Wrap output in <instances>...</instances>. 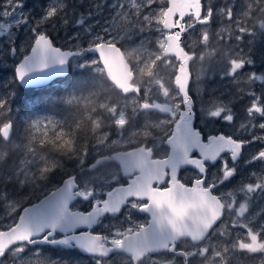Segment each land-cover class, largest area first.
I'll use <instances>...</instances> for the list:
<instances>
[{
	"label": "snow or ice",
	"instance_id": "1",
	"mask_svg": "<svg viewBox=\"0 0 264 264\" xmlns=\"http://www.w3.org/2000/svg\"><path fill=\"white\" fill-rule=\"evenodd\" d=\"M93 7L102 9L100 3ZM110 7V19L103 23H89L79 13L75 24L90 39L86 46L76 44L75 50L54 46L49 34L41 30L43 24L55 26L57 20L70 23L67 3L48 7L30 29L34 41L30 54L23 55L15 67L20 83L49 68L62 73L73 61L91 70V75L54 101L74 111L84 109L85 116L74 123L54 115L30 118L24 143L16 145L22 158L7 168L0 167V205L9 221L0 223V258L10 253L25 264L24 254L28 253L26 264H71L46 254L47 247H56L79 249L94 264H118L117 257L120 264H180L178 257L182 264L197 257L203 264H229L238 252L264 253V222H255L264 208L253 217L247 215L255 200L264 197V134L254 131L264 132V92L244 93L251 103L244 110L245 122L239 130L250 138L202 135L193 126L194 117L208 124H233L236 113L219 96H213L215 89L209 90L199 116L194 113L190 62L199 59L203 63L205 55L197 56L186 43L199 28V43L207 48L214 35L209 29L217 15L234 26L238 41L245 34L264 32V19L249 27L257 8L246 3L241 9L236 0H225L219 9L202 0H117ZM0 8V16L13 18L11 23H0L4 30L0 35L13 25L30 22L23 0H5ZM258 11L264 12V7ZM92 16L89 11L87 17ZM80 35L77 31L76 39ZM17 51L10 47L13 56ZM225 58L228 67L220 73L221 79H229L233 85L264 83V74L253 72L246 79L240 75L253 60L231 51ZM162 69L171 71L162 74ZM111 91L126 101L131 98L130 103L121 104L105 94ZM10 112V102L0 98V116ZM157 113L165 118L153 122ZM140 116L144 122L137 126ZM130 128L135 131L129 132ZM14 135L13 120L0 119V165L6 163L5 149ZM254 144L260 147L245 156ZM125 145L130 150H117ZM102 150L112 154L101 155ZM94 154L100 159L89 164ZM65 158L75 161L71 172L65 169ZM107 162L113 163L115 171L101 174L99 168ZM242 164L262 167L233 184L241 175ZM183 166L194 169V178L187 183L178 175ZM80 202H87L90 210H79ZM134 213L147 214L150 219L137 223ZM226 214L230 224L223 219ZM118 215L130 226L112 231L115 225H105V233L95 231L94 225ZM217 235L222 242L211 243ZM189 242L191 250L180 247ZM169 254L171 259L166 258Z\"/></svg>",
	"mask_w": 264,
	"mask_h": 264
},
{
	"label": "rangeland",
	"instance_id": "2",
	"mask_svg": "<svg viewBox=\"0 0 264 264\" xmlns=\"http://www.w3.org/2000/svg\"><path fill=\"white\" fill-rule=\"evenodd\" d=\"M79 2H81L82 4V9L80 12H83L85 14V17L88 19L89 23H93L95 24V22L97 20H99L101 23H103L105 20L110 19V16L113 12L112 8L110 7L112 4L116 3L117 0H78ZM222 2V0H206V2H208V4L212 5L214 7V9L216 8V5L218 2ZM225 1V0H223ZM246 3H248V0H245ZM5 3V0H0V4ZM95 3H100L102 5V9H97L95 7H93V5ZM60 4V0H23V11L25 13V15L30 17V22L28 24L25 25H21L20 27H16L15 25H13L12 28L8 29L6 32H4V35H0V68L6 69L8 67H14L22 58L23 55H27L29 49H30V45L33 42V33L30 31L31 28H33L34 26H36L37 24V20H39L42 15L46 12L47 8L53 5H59ZM3 9L0 8V12H2ZM92 12L93 16L92 17H87V13L88 12ZM79 12V13H80ZM259 12V11H258ZM79 13L73 15L72 17L68 18L70 23L68 25H64L61 21H55V26H53L52 23H45L41 26V30L45 31L46 33L49 34V31H53V30H59L61 31V39H58L60 44H58L55 40L53 41L54 44H56L57 46L61 47L63 50H69L70 48L75 50V45L79 44V45H83L86 46L88 39H90V37H88L86 34H84L82 32V30L80 29V27L78 25L75 24V20L79 18ZM70 16V15H68ZM13 18L11 17H2L0 16V23H11ZM264 19V18H263ZM254 22H252V26H254ZM256 27H258V25H256ZM70 29V30H68ZM212 33H214V35H212L211 40L213 41L215 40V36H216V31H213V28L210 27L209 29ZM0 31H4L2 29H0ZM77 31H81V35L79 37V39H76V33ZM201 31V29H197V32L192 33L190 37L186 38V43L188 46L194 48V46H198L201 45L199 43V32ZM257 34L259 33V31L256 32ZM251 40L249 43H246L244 46L245 48V54L243 57H249L251 56V60L254 61V63L252 64L253 69L251 71H248L246 73H241V77H243L244 79L247 78L248 75H250L251 73L255 72L258 75L259 74H264V52L261 51L260 49V44L262 45L261 47L264 46V41L260 42V38L259 37H254V39L252 37H250ZM136 42L138 43L139 40L137 39ZM248 45V47H247ZM15 46L18 51L16 53L15 56H13L10 53V47ZM253 52V55H251V53ZM201 53H203L205 55V60L203 61V63H201L200 61L197 63H192L191 64V68H190V72L192 74L191 76V81L189 84V87L191 89L190 94L193 93V95L197 98H199L198 101L195 102V108L196 111L198 113V116L200 114V109L202 106V102L206 101L207 98L203 95V92L201 93L199 90L203 89V87L205 85H208L210 82H204L203 79V74H204V70H202V65L207 67V72H209L211 70V65L208 62V59L211 58L212 56H209V53H214V51L208 52L205 50H203ZM91 55V54H90ZM255 56V58L253 57ZM79 62H83L82 60ZM73 66H77V62L73 61ZM256 65L257 67H259L260 71L258 72V70H256ZM80 68V67H78ZM196 68V72L194 71L192 73V69ZM227 70V68H226ZM162 74L166 71H171L170 69L168 70H161ZM225 71V70H224ZM214 72H211V74H213ZM210 75V72H209ZM197 76L200 77L199 80H197ZM210 78L207 75V79ZM167 79V77H166ZM215 82V81H213ZM224 82V85H222L221 83ZM1 85H3V83H0ZM233 87V84L230 82L229 79H221L219 80L216 84H212L211 86L214 88H209V89H216L219 90L222 88L221 90V94L220 97L223 95H227L229 94V101L230 102H226L224 101L225 104H228L231 108L234 107H238L240 106L242 109V112L240 113V115L238 117L235 118L233 124H227V123H222V122H218V123H214V124H208L206 123L204 120L199 119L197 121V124L201 127L202 131H204L205 136L209 135V134H220L222 133V131H227V134H232V132L235 131V129H239V125L241 123H244V116H245V108L247 106L250 105L251 103V99L248 96V99L244 102V104L242 105H235L232 104L234 102H232L231 100V94L227 89H224L223 87L228 86L227 88H230L229 86ZM0 85V86H1ZM245 85V84H244ZM247 86V85H246ZM208 87V86H207ZM250 88L249 92H256L257 94H260L262 92H264V83L261 82H255L253 83L251 86H247ZM130 99L129 100H125L120 99L118 102L121 104L124 103H130ZM233 110V108H232ZM130 111V109H129ZM165 117L163 115L161 116H153V122L158 121L159 119H164ZM144 122V117L140 116L137 118L136 123L142 124ZM257 123L259 122V118H257ZM129 132L135 131V128H130L128 130ZM255 133L257 135H261L264 134V132H262L259 129H255L254 130ZM244 136H248V138H250L249 134L244 133ZM113 139H116L117 137H112ZM11 147H14V144H12ZM123 147V146H122ZM120 147V148H122ZM260 147L259 144H254L252 145L249 149H248V155L249 153H252L254 151H256L258 148ZM161 155H163L161 153ZM19 156V157H18ZM14 161H18L19 159L22 158V153H20L18 155ZM13 161V162H14ZM13 162H8L9 166L10 164H12ZM113 165H105L102 166L101 168H99V171L101 174L109 172V171H115V168L112 167ZM261 166V165H260ZM95 174V173H93ZM256 206V212H258L261 208H264V202H258L257 204H255ZM8 219H7V215H6V209L4 208L2 210V212H0V223H8ZM243 234V233H241ZM25 255V264H26V260L28 255ZM8 256V255H7ZM9 257L10 260H3V264H22L21 261L16 260L12 257V255L9 253ZM75 264H83L85 263L84 261L81 260H77L75 259V261H73Z\"/></svg>",
	"mask_w": 264,
	"mask_h": 264
},
{
	"label": "flooded vegetation",
	"instance_id": "3",
	"mask_svg": "<svg viewBox=\"0 0 264 264\" xmlns=\"http://www.w3.org/2000/svg\"><path fill=\"white\" fill-rule=\"evenodd\" d=\"M203 4H208V2H206V0H202ZM225 1L222 0V2H218L216 5V8L219 9L220 7H222L224 5ZM236 3L238 5V7H240L241 9L243 8V6L246 4L245 0H236ZM248 3H252L254 8H257V12L254 16V19L252 21H249V27H253L251 24L253 21H258L260 19L264 18V12H258V8L259 7H264V0H259V5H257L256 0H248ZM216 19L213 20L212 24L210 27L213 28V31L215 30L217 34L215 36V42L217 44V48L216 51H214L213 54H215L216 56V62L218 63L216 68L219 70V72L216 75V78L213 80L215 82H213V84H216L219 80H221V76L220 73L224 70H226L227 63H226V58H225V54L228 52H232L233 54H239L241 57L244 56L245 54V44L249 43L252 37L254 39V37H259L261 40L260 42L264 41V32H259L258 34L256 33L255 36H251V35H247L245 34L242 38V40H236V35H239L238 32L234 31V26H230L229 22L226 19L221 18L219 15L215 16ZM215 21V22H214ZM262 45L260 44V50L264 52V46L261 47ZM199 46H194V49L196 50ZM248 47V45H247ZM188 50V49H187ZM205 50V47H201V52ZM211 52V51H208ZM251 55H253V52L251 53ZM255 58V56H253ZM245 58H249L251 59V56L249 57H245ZM195 61V60H194ZM194 61H192L190 63V66L192 63H194ZM191 68V67H190ZM253 69L252 65H246L245 68L243 70H241V73H246L248 71H251ZM190 70V69H189ZM256 70H258V72L260 71L259 67H257L256 65ZM191 81V80H190ZM222 85H224V82L221 83ZM212 84L203 87V95L208 99V93H209V89L214 88L211 86ZM228 86L223 87L224 89H227L230 94H231V100L233 102L232 104H244V102L248 99L247 95H244V93H247L250 91V88L247 87L246 85L239 83V84H235L233 85V87L230 84V88H227ZM221 90L222 88L219 90H216L213 92V96H219L221 94ZM190 96L193 99V111L194 113L197 114L198 113L196 111L195 108V102L199 100V98L195 97L193 95V93L190 94ZM220 99L226 101V102H230L229 101V94H227L226 96L223 95L220 97ZM233 111L235 110V107L233 106ZM236 113V117H238L240 115L241 111H234ZM162 114H154V116L158 117L161 116ZM195 119V127L198 128L199 130L202 131L201 127L197 124L198 118L194 117ZM223 134H227V131H222ZM219 134V133H218ZM221 134V133H220ZM202 135L205 136L204 131H202ZM231 135H234V138L236 135H243L244 133L242 130H239L238 128L235 129L234 132H232ZM115 137V136H113ZM118 151H127L130 150V147H128L127 145L123 146L122 148H118ZM112 152L108 151V150H102L101 151V155H111ZM245 156H248V150L245 153ZM100 158V155H95L93 157H89V164L94 163L96 159ZM162 158V155L161 157ZM105 165H113L112 162H107ZM113 167V166H112ZM216 167H219V164L216 165ZM261 167L259 164H253L251 166L248 165H241V175L236 177V180L233 181V184H235L237 181H239L241 179L242 176H246L247 173L249 171H256V172H260ZM101 168V167H100ZM216 168H211V171H215ZM179 177L181 178L182 182H189L190 179L194 178V169L191 167H185V168H181L180 172L178 173ZM249 182V181H246ZM112 186H116L115 184H113ZM232 185H228V188H231ZM258 202H264V197L258 198L255 200V202L251 205L249 213L247 214L250 217L255 216L256 213V206L255 204H257ZM77 207L79 208V210H85L88 209V204L87 202H80L77 204ZM133 219L137 222V223H144L145 221L150 219V216H148L147 214H143V213H134L133 214ZM223 219L225 221H227L229 224L231 223V219L230 217H228V215L226 214L225 217H223ZM255 222L259 223V222H264V213L261 214V216L259 217H255ZM237 223H239V220H237ZM105 225H115L116 227L112 229V231H115L116 228H120L121 226L126 228L129 227L130 225L128 223L125 222L124 216L123 215H118L116 218H113L111 216H108L106 219H103L101 224L98 225H94V229L97 233H105L106 231H108V229H106L104 226ZM221 225H217V227H220ZM84 230H88V229H84ZM241 233H243V230H238ZM221 238L217 235V236H213L212 237V241L211 243L213 244H219L221 243ZM180 247H186L188 250H191V244L190 242L187 244H181ZM46 254L52 258H63L65 260H68L71 262V264H75L73 261H75V259L77 260H81L84 261L85 263L83 264H94V261L92 260V258L90 256H86L83 255L82 253H80L77 249H72V250H68V249H60V248H56V247H47L46 248ZM26 255H29L28 253H26ZM154 259H159L158 256H153ZM167 259H171V255L169 254L167 257ZM177 260L180 262V264H182V258H177ZM117 261L118 264H120L121 258L117 257ZM190 264H203V261L200 258H190ZM229 264H264V253H244V252H238L234 255H232L230 257V261Z\"/></svg>",
	"mask_w": 264,
	"mask_h": 264
},
{
	"label": "trees",
	"instance_id": "4",
	"mask_svg": "<svg viewBox=\"0 0 264 264\" xmlns=\"http://www.w3.org/2000/svg\"><path fill=\"white\" fill-rule=\"evenodd\" d=\"M61 3H67L68 4V18L72 17L73 15L79 13L82 9V4L78 0H60ZM58 6V5H57ZM75 8L76 12L73 13L72 9ZM216 19V17L214 18ZM215 22V21H214ZM70 30V29H68ZM61 31L59 30H53L52 32L49 31V37L54 41H56L58 44H60L58 39H61ZM216 40V39H215ZM215 40L210 41L207 48H205L206 51H216L217 44ZM56 45V44H55ZM199 47L195 50L197 53V56L201 54V47H204L202 45H198ZM188 48H186L187 50ZM216 56L215 54L212 55L211 58L208 59V62L211 65L210 75L209 72H207V67L202 65V70H204V82L207 81L210 82L208 85L213 84V80L216 78L217 73L219 70L216 68L217 62H216ZM199 62V59L195 60L194 63ZM196 72V68L192 69V73ZM211 72H214L211 74ZM91 75V70L89 69H82L78 68L76 66H73V63L71 64V67L69 68L68 75L63 79H57L50 83L48 86H45L43 88L38 89H22L18 86V84L15 81L14 74H13V67H8L6 69L0 68V83H3V85L0 86V98H5L10 102V108L11 112L6 113L4 116H0V119L10 118L14 122V128H15V135L13 137L12 143L7 145V148L5 149L8 153V155L5 157L6 163L3 165H0V167L7 168L8 162H13L15 158L21 153V150L16 147L18 144H23L25 141L26 136V128L28 125V122L30 118H33L35 116H44V115H54L56 119H66L70 123H74L76 120L81 119L85 116V110L79 109L78 111L71 110L60 103H55L54 101L56 98L66 95V89L70 88L72 85H74L78 80L87 78ZM207 75L210 77L207 79ZM205 85V86H208ZM111 98L114 100L119 101L120 99H123V97L117 96V94L114 91H111L110 93ZM235 105H240L236 103ZM241 107H235L234 111H241ZM233 111V112H234ZM235 113V112H234ZM136 123V122H135ZM85 127H89V124L87 120H84ZM138 126V123H136ZM12 144H14V147H11ZM65 169L69 172L72 171V169L75 166L74 160H68L67 158L64 159ZM5 207L3 205H0V212ZM10 260L9 254L6 255L3 258H0V260Z\"/></svg>",
	"mask_w": 264,
	"mask_h": 264
},
{
	"label": "water",
	"instance_id": "5",
	"mask_svg": "<svg viewBox=\"0 0 264 264\" xmlns=\"http://www.w3.org/2000/svg\"><path fill=\"white\" fill-rule=\"evenodd\" d=\"M27 54H30V49H29ZM19 62L15 65V67L19 64ZM15 67H14V75H15ZM68 72H69V68H65L64 72H62V73L59 71L58 68H49L48 70H46L45 72H42V73L41 72H37V73L30 74L29 76H27L25 78L26 82H24V83H20L18 77H16V76H15V80H16V82L18 83V85L21 88H24V89H38V88H43V87L49 85L50 83H52L53 81H55L57 79L65 78L68 75ZM189 84H190V81H189ZM193 126L195 127V119L193 120ZM98 159H100V158H98ZM185 167L193 168L192 166H183L182 168H185ZM77 250L80 253H82L83 255L90 256L87 253H83L79 249H77Z\"/></svg>",
	"mask_w": 264,
	"mask_h": 264
},
{
	"label": "bare ground",
	"instance_id": "6",
	"mask_svg": "<svg viewBox=\"0 0 264 264\" xmlns=\"http://www.w3.org/2000/svg\"><path fill=\"white\" fill-rule=\"evenodd\" d=\"M54 43V42H53ZM55 45V44H54ZM55 46H57V45H55ZM57 47H59V46H57ZM191 63V62H190ZM15 67V66H14ZM14 67H13V74H14ZM69 73V72H68ZM14 78H15V75H14ZM63 79V78H62ZM16 81V80H15ZM17 83V82H16ZM18 84V83H17ZM19 86V85H18ZM48 86V85H47ZM20 87V86H19ZM21 88V87H20ZM22 89H24V88H22ZM19 157V156H18Z\"/></svg>",
	"mask_w": 264,
	"mask_h": 264
}]
</instances>
